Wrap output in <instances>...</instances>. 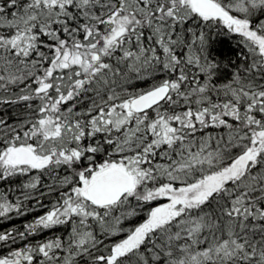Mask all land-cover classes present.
I'll return each mask as SVG.
<instances>
[{
  "label": "snow or ice",
  "instance_id": "6c2138e0",
  "mask_svg": "<svg viewBox=\"0 0 264 264\" xmlns=\"http://www.w3.org/2000/svg\"><path fill=\"white\" fill-rule=\"evenodd\" d=\"M37 208L0 264H264V0H0V221Z\"/></svg>",
  "mask_w": 264,
  "mask_h": 264
},
{
  "label": "trees",
  "instance_id": "16d2710c",
  "mask_svg": "<svg viewBox=\"0 0 264 264\" xmlns=\"http://www.w3.org/2000/svg\"><path fill=\"white\" fill-rule=\"evenodd\" d=\"M234 45H235V40H232L230 44L228 42H225L221 46V48L225 53H227L229 48L234 47ZM46 203H47V201H46ZM44 211H45V209L37 208V210L35 212H32L25 217H13V219L11 221H0V231H3L5 229H11L13 227L20 228L21 230H23V225L25 223L32 221L36 216L43 214ZM58 234H60L59 231H57L55 233L45 231V232L39 233L33 239V242H35L36 240L50 239L53 237V235H58Z\"/></svg>",
  "mask_w": 264,
  "mask_h": 264
}]
</instances>
